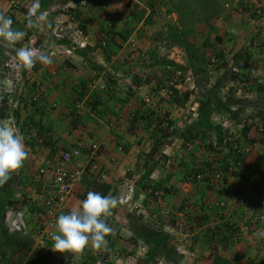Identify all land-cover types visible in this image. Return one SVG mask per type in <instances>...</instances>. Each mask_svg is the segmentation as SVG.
I'll use <instances>...</instances> for the list:
<instances>
[{"label": "rangeland", "instance_id": "1", "mask_svg": "<svg viewBox=\"0 0 264 264\" xmlns=\"http://www.w3.org/2000/svg\"><path fill=\"white\" fill-rule=\"evenodd\" d=\"M189 2H193V0H0V14L12 19L13 29L24 32V37L22 40L18 41L15 46L7 45L2 39H0V101H3V98H5V108L9 111L6 116L0 115V122L20 129L15 123L16 120L11 115L13 108L19 106L21 120L28 115H32L35 118V116L39 114L35 107L36 104L44 103L45 97L48 99L47 103L52 104L53 102L50 103L51 101H49L52 94L58 98L59 96L66 95L70 89H74L73 93L75 94L73 95L72 100L76 101V99H79L80 94L78 93V90L80 88V83L84 78L94 75L91 66L85 65L80 58H76L72 54L73 48L71 46H74V48H84L88 43L90 44V41L87 42L84 39L85 35L82 34L80 26H85L87 34L90 32L91 38L96 41L97 38L94 36V33H98L101 36V28L110 26L111 24L107 25L109 22L115 21L117 23L120 18L123 17L126 18L128 24L126 25L125 23L120 25V30L127 28L128 31H131V37L133 34L138 35V37L140 35L139 39L131 40V37H128L125 42L116 39V42L122 43L120 48H117L114 45L111 46L112 48L106 47V44L105 47H99L97 49L99 50L98 54L93 58L94 64L99 63V68L101 70V76L97 79L98 83L95 82V85L99 84L104 88V84L107 83L110 86V94L114 97L112 99H118V105H115L111 110L113 112L112 114L117 117L116 121H114V129L122 132L128 129L131 130L133 127L131 128L130 126H132L133 123L138 124L139 129L141 131L145 130L148 139L151 140L149 134L153 133L158 118L162 116L166 117L164 111L171 110V112L168 113L173 114L171 116L174 118L172 120L173 136L161 139L162 144L153 155L151 154L152 159H150V157L147 159L146 155L149 154V145L148 148H145L144 145L143 147L140 146V152L143 153L141 155L139 154V164H143L144 167V164L148 162L150 167L152 165L151 168L155 166L154 162L157 165L160 164L162 166V170L160 169L162 174L160 176L165 178L170 174L175 173V169L170 167L171 164L176 163L175 168L178 167V170L181 169L180 165L177 164L179 159H173L176 156H181L179 154L182 152L179 149L183 150L185 148L186 150L187 148L190 150L194 156L193 158L196 160L199 159L193 164H199L202 168L205 167L206 170L212 169L213 167L211 166L215 165V161H220L219 163L222 162L223 153L221 151H224V149L216 150L218 148L214 143H217V141H210L212 140L210 139L211 135L206 140V143L208 142L207 144H209L204 150L206 151V154L203 153L201 148L198 149L197 144L178 147L175 146V143H172L176 141L180 142L181 136L177 135L181 134L179 133L180 129L185 130L188 128L187 124H189L191 120L193 121L201 117L200 114L202 111L198 109V106H194L193 103L197 101V104L200 106L199 100L204 98L201 97L204 93H206L205 96L209 97L212 94L216 95L220 98V102L229 100L231 103L235 104L234 108H237L239 100L241 102L244 101V103H241L240 105L242 107H239L237 111V117L233 119L230 118L226 111L227 109L225 111H223L224 109L221 111L219 109L218 111H214V113L208 110L207 114L212 124H216L218 121L229 123L230 121L242 120L243 122L241 121V124H239L241 127L239 128L249 126V128L253 130L252 132H249V134H251L250 138H252L253 141L262 139L264 136H262L263 134L261 133L260 128H264V87H261L263 84L262 82H264V0H202V4L208 5H206V7H203V5L199 3L200 0H194L196 4L191 9L187 4ZM34 5L37 6V15L44 14L46 19L39 24L29 26L25 19L28 15L29 9L33 8ZM107 11L112 17L108 18L109 16L106 15L104 21H107L105 23L103 21L102 25L99 24L100 21L103 20V16ZM187 11L189 12L187 13ZM258 13H262L263 16L259 17ZM139 17L140 22L136 23L137 18ZM147 17H151L149 22H146ZM92 20L95 22L93 23L94 26H92ZM17 22H20L21 25L18 26ZM168 26H172L177 32L174 29H170L169 32ZM29 29L30 33L28 34ZM171 33H178L180 34L179 37L186 36L188 45L185 47L189 52L197 54V59L204 57L205 60L196 64L197 67L203 68L204 72L196 73L195 70L197 67L194 69L190 66V62H187L186 60L185 47H182L180 41H177L174 45H169L171 43V38H169ZM206 39L209 41V48L203 46ZM70 40H72V42ZM111 43L108 44V46L111 45ZM21 47L35 49L38 53H47L52 62L50 64H43L37 61L30 70L26 69L18 61L17 56H15L16 49ZM66 49L70 50L71 53ZM245 49H249L250 55L248 70L260 71L258 72L259 74H255L257 77L261 76L262 81L258 84L261 88L260 92H258L259 95L255 96V86H258L255 82L250 84V88L247 87V92L245 93L241 91V88L236 89L238 90L237 95L227 92L228 88L234 84L233 82L231 84L225 82L226 85L224 88L221 90L216 89V92H213L212 89L215 86L216 81L233 68L234 54L241 52V50L245 51ZM113 50L115 53L110 52ZM219 54H222V59L217 60L216 56ZM71 57L78 60V62L75 63L72 61ZM170 62H173L177 66L174 70L175 75L171 73L173 70ZM216 63L218 64L217 67ZM240 63H243V59H240ZM169 77L172 79L170 78L171 80H169ZM139 79L141 80V83L137 84V80ZM107 81H109V83ZM73 82L74 85H71ZM169 82H172V85L175 88H178L177 90L191 93L194 100H190V103L187 101L181 108L173 104L174 107L171 100L173 96L169 93V86H171ZM89 85L87 86V92L91 89ZM253 87L254 90H252ZM75 88L78 89L76 90ZM103 88L100 89L102 90ZM49 90L52 93H48ZM105 94H102L104 98L108 95ZM20 98L23 100L20 101ZM124 98H127L128 101L134 100L136 103H140L141 100H144L146 103L140 110L144 111L143 109L146 107L145 110L148 112L156 108L160 101L159 99H167V103H171H169V105L165 103V106H163L162 109L157 106L156 111L159 112L157 115L153 116L154 122L152 125L148 126L147 123L151 119L133 120L132 112L134 111L135 104L132 105L133 108L130 110L131 108H129V106L122 105L123 102L121 103V101ZM32 100L34 103H32ZM247 102L249 103L247 104ZM2 103L3 102H0V106H2ZM49 108L52 111L56 106L52 105ZM210 108L213 107L209 106L207 109ZM176 111H178L177 114ZM48 112H50V110H48ZM140 130L137 132L141 133ZM234 130L241 129L234 128ZM138 133H136L137 136ZM146 135H144V137H146ZM144 137L140 138V142ZM213 137H216L215 132L213 133ZM23 138L25 140L24 135ZM38 142L39 139L37 140V143ZM167 142H171L172 144L167 145V148L165 149V143ZM74 144H76V140L73 141V145ZM37 146L38 145H36V147ZM36 147L33 150L26 146L28 158L24 162L23 167L19 169L22 170L21 174L23 176L36 177L39 170L47 169L52 163V161H49V163L46 164L48 161L46 157H48V155L45 153V149L43 150ZM261 152H264V147L261 144H257V147L252 149V152L249 155L251 157L250 162ZM165 153H167V157L172 159L167 160V164L165 163L164 165L165 160L163 157ZM201 154H204V156L201 157ZM28 159L30 163L28 162ZM150 160H152L151 163H149ZM263 163L264 160L262 161V164ZM242 165L243 166L236 165L233 169V176H228L229 178H234L233 180H230V182H238L240 178L245 179V177L254 171L251 170L249 166H245V163ZM149 171L150 170H148V172ZM180 173L181 172H179V174ZM263 174L264 167H262V165L261 168L257 170L255 169V179L253 182L258 180L259 182L262 181V183H254V186L256 187H252L254 188V190H252L253 197L256 193L260 195L261 190L263 191V188H260L264 184ZM188 178L192 177L188 175ZM218 180V183L221 184L227 181L225 176H220ZM40 183L42 186H46L47 184V182L42 179ZM206 183L208 185H206ZM218 183L214 184L209 177H206L205 180H196L192 187L193 190L196 191L200 185L202 187L204 186L206 189L209 187V191L206 190L208 191L207 193L210 194L207 195V198L212 199L210 196L213 194L210 188H212L216 195H220L217 190L220 188L221 184L218 185ZM251 183H249V185ZM183 188L182 192L184 193L190 194V192H192L191 190L186 191L189 188L188 184ZM22 192V189H19L14 197L19 198ZM236 193H238V190ZM238 197L239 196L236 195L233 199L238 200L237 202H239L240 198ZM69 198L70 196L64 203L65 213H68L70 212L69 210H71L68 205ZM245 200L248 201L249 199L245 198ZM245 200L244 202L241 201V203L250 213L251 209L249 202ZM139 204L140 203L136 200H130L129 204H125L124 208L121 209L127 210L126 214H128V217L127 215L120 213L119 208L118 213L115 210L114 214L106 219V222L113 229V232L106 237V246L101 249H94L89 245L82 252L61 253L54 250V241L52 239L46 240L41 237H35L36 235L34 232L38 229L39 222L37 221V215L28 216V223L25 224L23 217L25 218V215L27 216L28 214H26L24 209L21 211L20 208L16 207L18 209L13 211L6 210L3 203V196L0 194V210H6L3 213V220L0 219V251L4 250L8 254V251L11 252L12 246L14 247V250L18 249L15 244L20 241V243L24 245L26 238L24 232L28 231L29 233L31 230H34L32 240L28 239V242L33 244L32 247L29 249L24 245L22 247V253H24V256L21 258L20 246L17 244L19 246V253L12 254V259H10L12 263L25 264L26 261L33 256V252L36 250L38 253L55 257L54 260H65L69 264H81L85 260L91 264H103L105 261L113 264H143V261L149 253L153 255L154 261H149L147 264H186L184 262H187V264H194L195 256L192 255L193 251H191L192 239L197 236L196 234H201L208 228L205 227V224L199 225L197 222V218L199 217L191 215L199 205L197 204L198 207L191 203L186 205L188 206L186 209L187 213H189L194 219H186L185 213V215L181 216V208L178 206L169 207V203L164 205V208L162 207V209L165 210V212H168V214L164 219L162 218L157 222L160 227L159 231L165 234L164 236H166V238L160 237L162 244L158 247V250H153L154 244L152 245L151 243H148L149 239L152 240L151 236L147 233L143 235V232L150 231L148 228L156 226V223L153 219H150L149 216L144 218L146 214L149 213H147L144 206L142 207V204L140 209L143 211L135 209L132 213L129 212L131 208ZM68 208L69 210H67ZM24 213L25 215L23 216ZM191 216L190 218H192ZM132 217L138 219H132ZM249 218L247 221H249ZM250 224L251 227H256L257 231H255L253 236H248L249 234H246L248 228H246L243 229L242 236L246 239L250 237L248 240L252 243L256 240H260L263 242L261 245L264 244V224L257 225L252 222ZM199 226L202 230H200ZM259 227L262 229L258 230ZM138 229L141 233L139 234V237L137 236ZM3 230L14 233V235H10L13 239L12 246L10 245V247L7 244L12 240L11 238L8 239L6 235H4L5 233H2ZM156 233L157 232L153 233V238H156ZM196 244L197 243H195V245ZM169 245L172 247L170 249V255L175 258L177 254V257L175 258L176 260L171 259L167 255L169 252ZM241 246L243 248L242 251H244V246L249 245ZM262 248H257V251H261ZM262 251L264 252V249ZM252 254L253 251L250 254L247 252V254L245 253L241 256L244 259H246V257L253 258ZM262 259H264V256L259 259L255 258L254 260H258V264H263L260 263L262 262ZM249 262L257 264V262L254 263L251 260H249ZM0 264L7 263L0 261ZM39 264H41V260L39 261Z\"/></svg>", "mask_w": 264, "mask_h": 264}, {"label": "crops", "instance_id": "2", "mask_svg": "<svg viewBox=\"0 0 264 264\" xmlns=\"http://www.w3.org/2000/svg\"><path fill=\"white\" fill-rule=\"evenodd\" d=\"M106 15L109 16L108 18L112 17L111 14L108 13L107 11L106 14H104L103 16V20H101L99 24L101 25L103 24V21ZM106 21H104V23ZM93 23L95 22L92 20V26H94ZM125 23L126 25L128 24V21L126 20V18H123V17L120 18V20L116 23V27L114 28V30L117 32H120V28H119L120 25L125 24ZM110 24L111 22L107 23V25H110ZM121 30H124V28ZM90 35L91 33L88 32V34H85L84 36V39L87 42L90 41V44L89 43L87 44V47L89 48H92L93 47L92 45H95L98 39L105 38V36L106 38L111 39L113 36V35H107V34H101L100 36L98 33H94V36L97 38V40L95 39L96 41H94ZM130 37L131 35L129 36V38ZM115 39H118V38L116 37ZM132 39H139V37L138 35L133 34L131 37V40ZM70 41L72 42V40ZM112 45L113 43H111V45H109L108 47H111ZM71 47L73 48L72 50L73 56L83 60L81 47L80 48H76V47L74 48V46H71ZM66 50L70 51L68 49ZM116 50L118 51L117 48ZM98 51L99 50H97V54H98ZM110 52L115 53L114 50ZM71 58H72V61H74L75 63L78 62V60H76L75 58L74 59L73 57ZM95 82L98 83L97 80ZM262 83L263 84L261 87H264V82ZM71 85H74V82ZM252 86H255V85H252ZM90 87L91 89L85 93L84 97L82 99H76V101L81 100L83 102L85 101L86 104L91 103L90 102L92 101L91 93L94 92L93 90L100 91L101 85L99 84L95 85L94 83ZM255 87H256L255 96H258L259 95L258 92H260L261 88L259 86H255ZM75 89L77 90L78 88H75ZM252 90H254V87L252 88ZM49 92L52 93L50 90L48 91V93ZM73 92H74V89H70V91H68L66 95L59 96L58 97L59 99L57 98V96L50 94L51 97L49 98V101H51L50 103L53 102L52 104L47 103L48 99H46L45 97L44 103H38L41 106L40 107L41 113L36 115L34 118L36 122H40L41 124L47 125L49 127V131L46 133V136L51 141V144L53 148L55 149V152L57 151V154L63 149L65 150L66 148L67 149L71 147L73 148L74 147L73 141L75 140H79L82 138L85 140L88 139V141L84 145V152L81 158H79L78 162H76L72 166V169H76V168L83 169V180H82V183L79 186H77L75 190L73 191V193L70 195L69 204H68L70 206V209L72 207H79L81 202L87 198V193L89 191L97 192L103 196H107L111 194L113 196H116L119 200H121L122 203H120L118 207L113 210V214L115 210L118 213V209L120 208V213L125 214L128 217V214H126L127 210L126 209L121 210L124 208L125 204H129L130 200H136L138 203H140V205L143 203L147 213H149L147 215L149 216L150 219H154L155 221H156V214L158 215V218L160 219L161 214L163 212L162 207L164 208V205L168 203H169V207H172V206L180 207L181 216H183V213L181 212L183 210L186 211V209L188 208V206H186L188 203H191L192 205H196V207H198L197 206L198 204L199 209L195 208V212H192L191 215H194L197 217L204 215V217L206 218V221H208L206 223L219 227L223 235H221L220 236L221 239L219 241H215L214 244L210 245L202 241L194 245L193 246L194 250H192L193 251L192 255L195 256L194 264H216L217 263V261H215L216 258L223 261V262L220 261V264H247V263H251L249 262V260L255 263L258 261V260L257 261L254 260L255 258L259 259L264 256V252L262 251L264 249V244L261 245V243H263L262 241L256 240L255 242L252 243L248 240L250 239V237L246 239L244 238V236H242L243 229L248 228L246 234L247 235L249 234L248 236L250 235L253 236L255 231H257V228L251 227L250 220L247 221L248 218L250 217V213L249 211H247L248 209H246L240 201L237 202L238 200L233 199L234 197H236L237 195L236 192L239 189L241 193H239L240 195L238 198H240V200L243 202L245 198H248L252 201L253 198L256 197L257 193L255 194L254 197L252 196V190H254V188L252 187L255 185L254 183L261 184L262 181L259 182L258 180H255L253 182V180L255 179L254 173H255V169L257 170L261 168V165L262 167H264V163L262 164V161L264 160V152L257 154L254 160H252L251 162H250L251 157L250 156L246 157L245 166L246 165L249 166V168L254 171L250 175L245 177V179L240 178L239 181L237 179L238 182H230V180L234 179V178H231L233 174L230 175L229 173H226V172L220 174L222 177L225 176V179L227 180L225 181V183L221 184V183H218L219 181L218 179H212L211 181L214 184H217V183L218 185L221 184L220 188H218L217 190L221 196L216 195L214 191L212 190V188H210L213 195L210 196L212 199H208L207 195H210L209 193H207L209 191L208 190L209 187L206 189L204 186L202 187L200 185L196 191V190H193V187H192L194 182L188 181V179L190 178H188L187 172L190 171V169L194 168L197 164L194 165L193 163H196V161L199 160V159L196 160L195 158H191V156L193 155L188 148L187 150L186 148L183 150L179 149L182 152L179 154L181 155L180 157L174 156L175 158L173 160L179 159L178 160L179 162H177V164L180 165L181 169L179 168L180 170H178V167L175 168L176 163L171 164L170 167L172 169H175V173L170 174L169 176L165 178H162L160 176L162 174V171H160V169L162 170V166L160 164L157 165L153 161L155 164L153 168H151L152 165L151 167L149 166L148 162L144 164V167H143V164H139V161H140V159H138L139 154L141 155L143 153V152L142 153L140 152V146L143 147L144 145L145 148H148V145H149L150 148L148 151L150 152L152 145L154 143L152 139L151 140L148 139L146 135L147 132L145 130L141 131L139 129V125L134 124V123L132 124V126H130L131 128L133 127L131 130L128 129V130H124L120 132L114 129V121H116L117 117H115L114 114H112L113 112L111 110L113 109L115 105H118L117 99H116L117 101L115 99H112V100L106 99L104 103L102 102L103 104L101 103L102 105L97 106L96 109H93L94 108L93 105L89 104L86 107V110L84 109L83 111L76 112L78 115H76V118H73L72 116L70 117V110L73 107V101H74L72 100V97L75 94ZM205 94L206 93H204V95H201V97H204V98H202V100L200 99L199 102L208 103L218 98L216 96L214 98H211L210 100L209 96H205ZM187 96H188L187 101L189 103H190V100H194L191 93L188 92ZM194 98H195V95H194ZM167 102L168 100L165 99L164 101H162L159 107H161L162 109L163 106H165V103ZM134 104H135L134 106V110H135L140 104L139 102L136 103L134 100H130V101H127L126 103H122L123 106H129V108H131L130 110H132L133 108L132 105ZM167 104L169 105V103ZM52 105L56 106V108L53 109L54 111L53 110L51 111V109L49 108ZM193 105L198 106V109H199V104H197V101H195ZM145 109L146 107H144L143 109L144 111L140 110L139 116H142V115L143 116L142 118L139 117V120H144L145 116L148 114V111H146ZM48 110H50V112H48ZM98 110H101V112L103 111L105 113L100 115V113H97ZM208 110L209 109L206 108L204 112L202 111V113L200 114L201 117H199V119H196L193 121L191 120L189 124H187L188 128H186L185 130H182V129L179 130V133H181L182 135H184L185 133H187V131H189L190 134L197 135L199 139H197L194 142H190L186 140L187 141L186 142L185 140H183V136H181V134H177L178 136L179 135L181 136L180 142L176 141L172 143H175V146H178V147L184 146V145H185L184 147H186V145L197 144L198 149L201 148L203 153L206 154V151L204 150L208 144L206 143V141L202 142L203 140L201 139V137H205L206 139L207 134L208 133L213 134L215 132L214 127H217V125L212 124L210 122L209 116L207 114ZM164 112H165L164 113L165 116L169 118L171 121L174 119L171 116L173 114L168 113V112H171V110L170 111L166 110ZM177 112L178 111H176V114ZM74 119H77L75 122L76 123L75 127H73L72 121H71ZM149 119L153 121V117ZM239 127H240L239 123H237L236 121H233L232 130L234 128L240 129ZM139 130L141 131V133L137 132ZM169 131L172 132L173 131L172 128ZM252 131L253 130H251L250 128L249 132H252ZM136 133H138V136L136 135ZM144 135H146V137H144ZM150 135L151 134H149V136ZM250 135L251 134H249V136ZM170 136H173V134H171ZM141 137H144V139L140 142ZM39 142H41V139H39ZM92 142L99 144V150L94 160H90L88 149H87L88 148L87 145ZM172 143L171 142L165 143V149L167 148V145H170ZM40 148L43 150L45 149V153H47V155L50 152L49 146L43 145ZM204 154H201V157H203ZM146 155L148 156V154ZM166 155L167 153H165L164 158H163L165 160L164 165L165 163L167 164V160L172 159V158L167 157ZM228 157H229L228 159L231 160V156H228ZM258 158H260L259 162H258ZM46 159L48 160L46 164H48L49 161H51L50 160L51 158H49V155H48ZM28 162L30 163L29 159H28ZM93 162L98 165V168L94 169L93 167H91V164ZM151 162L152 160L149 161V163ZM219 165L215 167L217 168ZM211 167L214 168L213 165ZM212 169H209L210 171L207 170L208 175L213 173ZM148 170L150 171L148 172ZM179 172L181 173L179 174ZM229 175L231 176L230 178L228 177ZM148 182L152 185L156 184L157 187H159L157 184H160L163 186L164 189L169 191L167 192L162 189L160 190V194L163 193L162 201H164V203L162 205L157 204L156 200H150L151 198H148L149 197L147 194L148 192H147V189L145 188L146 183H147V186L150 185L148 184ZM249 183L251 184L249 185ZM187 184L189 188L186 191L191 190L192 192H190V194L182 192L184 189L183 187ZM206 185L208 184L206 183ZM263 187L264 186H261L260 188H263ZM148 201H150V203ZM219 201L227 202V205L223 209L215 207L213 204ZM247 202H249V200ZM249 205L250 207L252 206L251 202H249ZM257 209H259V207ZM67 210H69V208ZM248 213H249V216H248ZM25 217L27 218L26 215ZM110 217H107L106 219ZM261 229L262 228L260 227L258 228V230H261ZM237 235H240L242 237L237 236ZM243 239H246V240H243ZM241 245L243 246L249 245V246H244V251H242L243 248ZM259 247L260 248L263 247L261 251L260 250L257 251V248ZM13 249L14 247L12 248V251H14ZM240 251H241V254H240ZM252 251H253V254H252L253 258H248V257H246V259L242 258L241 255L245 253L247 254V252H249L250 254ZM184 263L187 264V262H184ZM260 263L264 264V259H262V262Z\"/></svg>", "mask_w": 264, "mask_h": 264}, {"label": "trees", "instance_id": "3", "mask_svg": "<svg viewBox=\"0 0 264 264\" xmlns=\"http://www.w3.org/2000/svg\"><path fill=\"white\" fill-rule=\"evenodd\" d=\"M189 1H191V0H189ZM201 1L202 0H200V2H199L200 4H202ZM186 2H188V1H186ZM187 4L190 6V9H191V8H193L195 6L196 3L193 0V2H189ZM202 5H203V7H206L207 4H202ZM179 10H180V8H179ZM179 10H178V12H179ZM188 12L189 11H187V13ZM24 13H27V12H24ZM258 15H259V17L263 16L262 13H258ZM150 19H151V17H147L146 18V22H149ZM25 20L27 21V17H26ZM138 22H140V17L137 18V22L136 23H138ZM17 25L18 26L21 25L20 22H17ZM115 27H116V22L114 21V22H111L110 26H105L104 28H101L102 34L113 35L111 39H108L105 36V38H100L99 40H97V42L95 43V45L92 48H89L87 46H84V48L83 47L81 48L82 55H83V60L82 59L81 60L83 61V63L85 65L91 66V68L94 71V75L89 76L87 78H84V80H82V82L80 83V88L78 90V93L80 94L79 99H81L85 95V93L87 92L88 84H90L89 86H91L101 76V74H100L101 70L99 68L100 65H99V63L94 64V60H93V58L97 55V49L99 47L100 48L105 47L106 44H107L106 47H108V44L110 42H112L115 47L120 48L122 43L121 42L120 43L116 42L115 38L117 37L118 39L122 40V42H125L127 40V38L129 37V35L131 34V31L130 30L128 31L127 28H124V30H120V32H117V31L114 30ZM80 29H81V32H82L83 35L87 34L85 26H80ZM103 29H104V31H103ZM168 29H169V32H170V29L172 30L174 28L172 26H168ZM175 31L177 32V30H175ZM29 33H30V29L28 30V34ZM179 36H180V34H178V33H175V34L171 33L170 36H169V38H171L170 39L171 43L169 45H174V43H177V41H180L183 48L185 46H187L188 45V41L186 39V36L185 37L184 36L183 37H179ZM139 37H140V35H139ZM203 46L206 47V48L210 47L208 39H206L204 41ZM184 49H185V52H186V60H187V62H190L189 64H190V66L192 68L195 69V67H197L196 64H199L203 60H205L204 57L201 58V59H197V54L189 52V50L186 47ZM221 55L222 54L217 55L216 59L217 60L222 59ZM15 56H16V53H15ZM240 59H243V63H240ZM249 61H250L249 49H245V51L241 50V52H238L237 54H234V60H233V65L234 66H233V68L230 69L229 72L225 73L222 76V78H220V79H218L216 81V84L213 87L212 91L216 92V89L217 90H221L222 88H224V86L226 85L225 82L230 83V84L233 82L235 84V85L234 84L231 85L230 88H228L227 92H229V93L237 95L238 94V92H237L238 90H236V89H238V88H241L243 91H247V89H246L247 88V82H248V77L250 75V71L248 70ZM170 65L172 66V70H173V72H171V73L173 75H175L174 70L176 69L177 66L173 62H170ZM217 66H218V64L216 63V67ZM195 71H196V73H200V72H204V69L201 68V67H197ZM170 78L171 77H169V80L172 79V78L171 79ZM107 82L109 83V81H107ZM137 82L136 83L139 84V83H141V80L139 79V80H137ZM169 83H171V86H169V89H170L169 93H170V95L173 96L172 99H171L172 100V105L174 104V105H176L178 107H182L184 105V103H186V101L188 100L187 93L177 90L172 85V82H169ZM109 87L110 86L107 83H105L104 84V88L102 90L94 91V93L91 95L92 101H90L91 103H89V104L93 105V107H94L93 109H96L97 106H101L106 99H111L112 100V98H114L110 94L111 90H109ZM105 93L108 94L106 96V98H104L102 96V94H105ZM214 97H216V95L212 94V95H210L209 98L211 100V98H214ZM1 98H3V97H1ZM219 99L220 98H216L214 101H210V103L209 102L208 103L207 102H200L199 110L204 112V110L206 108H209V106L213 107V108L209 109V111H211V112H214L216 110L218 111L219 109H220V111L222 109H224L223 111H225L227 109L226 111L229 114L230 118L231 119L236 118L237 114H238L237 111H238L239 107H242L240 105H241V103H244V101L241 102L239 100V103H237V108H234L235 104L231 103L229 100H224L225 102L224 101L220 102ZM21 100H23V99L20 98V101ZM127 101H128L127 98H124L122 100L123 103H126ZM162 101H164L163 98H162V100H160L158 102L157 106H160ZM0 102H3L2 106H0V115H3V116L5 115L6 116L9 111H7L6 108H5V104H6L5 98H3V101H0ZM32 103H34L33 100H32ZM145 103L146 102L144 100H141L140 104L138 105V107L132 112L133 120H139V117L142 118V116H139V112H140V109L145 105ZM169 103H171V102H169ZM248 103L249 102H247V104ZM251 103H253V102H251ZM89 104H86L85 101L83 102L81 100L73 101V107L70 110V117L72 116L73 118H76V115H78L76 112L83 111L85 109V107H87ZM78 105H80V107H78ZM157 106H156V108H154V109H152V110H150L148 112V114L145 116V119H149V118H151V117H153V116L158 114V112L156 111ZM35 107L38 110V112L41 113L40 112V107L41 106L39 104H36ZM90 109H91V107H90ZM11 112H12V114H11L12 117L16 120L15 123L18 125V127H20L19 130H20L21 134L24 135V137H25V140H24L25 145L28 148H31L33 150L36 147V145H38L37 147H39V148L41 146H43V145L44 146H49L50 152L48 153V155H49V158H51L50 160L53 162L55 160L56 156H57V151L55 152V149L53 148V146L51 144V141L46 136V133L49 131V127L47 125L41 124L40 122H36L32 115H28L23 120H21V117H20L21 113L19 111V106H16L15 108H13V110ZM97 113H100V115H102L105 112H103V111L101 112V110H98ZM249 117H251V116H249ZM76 120L77 119L71 120L73 127L76 126V123H75ZM235 121L237 123L241 124L242 120H235ZM153 122H154V120L153 121L150 120L147 123L148 126L152 125ZM172 124H173L172 121L169 118H167V117L162 116V117L158 118L157 125L154 127V132L150 135V138L153 140L154 143L152 145V148H151L147 158L150 157L152 159V155L154 154V152L156 150H158L159 146L162 144L161 143V139H166L168 136H170L172 134V132L169 131L172 128ZM214 129H215V133H216V137L214 139L217 140L219 145L222 143V141L224 139H226V138L230 139V138L233 137V135L231 134L232 133L231 132L232 131L231 127H227L226 129H222L221 127L217 126V127H214ZM249 129H250L249 126H244L241 129V135L243 137L247 136V134L249 132ZM181 136H183V140H188L190 142H194L197 139H199L197 135H192V134L189 133V131H187V133H185L184 135L181 134ZM207 138H208V135L206 136V139H205V137H201V139L203 140L202 142L206 141ZM38 139H41V142L37 143ZM233 142L238 144L237 139L234 140ZM228 144H230V141H228ZM74 147H75V145H74ZM71 148H68V149H71ZM68 149H65V150H68ZM98 150H99V148H98ZM80 151L83 154L84 148H81ZM227 152H228V154H227ZM88 153H89V151H88ZM229 154H232V156H233L234 152H233L232 149H230V151L229 150L223 151V160L221 162L223 164L219 163L220 161L219 162L215 161L214 168L212 169V172L214 174H219L220 175V174L224 173L227 170V168L229 166V163H227L228 160H229L228 159L229 158L228 157ZM191 158H193V156H191ZM242 160H244V159L242 158ZM259 161H260V158H258V162ZM218 164H220V165L216 168L215 166H217ZM39 171H38V175L36 177L23 176L21 174L22 170L17 171V172H20V173H16V172H15L16 174L13 173L14 175L13 174L11 175V178L8 180V182L6 184H4L3 186H0V194H2V196H3V203H4L5 207H6L5 208L6 210L13 211V210H16V209L20 208V210L22 211L24 209L26 214H28L27 218L23 217L25 224L28 223V220H27V219H29L28 216L37 215L38 216L37 217V221H39L38 222V227H39V230L42 232L43 229L45 228V225L42 224V223H45V219L47 220V218H46L47 215H46V212H45V205H44V203H45L44 202V199H45L44 198V196H45L44 193H45V189H47L46 188L47 186H42V184L40 183L41 179L42 180H44V179L41 176V174H39ZM198 172H202V171L200 169H195V168L190 169V171L187 172V176L188 175L189 176H191V175L193 176L194 175V177L188 179V181L196 182L195 177L197 176ZM13 176H14V178H13ZM148 184H150V183L148 182ZM157 185L159 187H157L156 184L155 185L150 184V185L147 186V183H146L145 188L147 189V192H148L147 193L148 196H149L148 198H151L150 200H156L157 202H159L161 200V198L159 197L160 190L162 189V190L167 191V192H169V191L164 189L162 185H160V184H157ZM19 189H22V191H23L22 194H20L19 198L18 197H14L18 193ZM30 195H32L33 198ZM258 200H259L258 196L254 197L252 201L249 199V202H251V205H252V211L256 210L257 206L259 207V201ZM16 207H18V208H16ZM5 209L4 210H0V219H2V220L4 218L3 213H4V211H6ZM62 213H65V212H62ZM182 213H183V215L186 214L185 215L186 219H192V218H190V216H189L190 214L187 213V211L183 210ZM24 214H23V216H24ZM60 214H61V212L55 214L54 223H56V220H57V218H58V216ZM132 219H138V218H135V217L133 218L132 217ZM198 220H200L199 221V225H203L206 222H208V221H206V218L204 217V215L200 216L198 218ZM39 230L38 229L35 230V232H34L35 235H36L35 237H40L39 235H40L41 232ZM200 230H202L201 227H200ZM33 231L31 230L29 233H28V231L24 232L25 235H26L24 245L27 246L29 249L32 247L33 244L31 242H28V239L32 240V238L34 236ZM2 233H5L4 235H6V237L8 239L11 238L10 235H14V233H11V232H9L7 230H3ZM145 233H147L149 236H151L152 240L149 239L148 243L149 244L151 243L152 245L154 244L153 250H155V249L158 250V247L162 244V241H161L160 237L166 238V236H164L165 234H163L161 232H157L156 233V238H153V231L152 230L143 232V235ZM139 234H141V233H140V230L138 229V234H137L138 237L140 236ZM196 235L197 236H195L192 239L191 251L193 250V246L195 245V243L203 241V242L208 243V244L211 245V244H214L215 241H219L221 239L220 236L223 235V234H222L221 229L216 226L213 229L208 227L203 233L196 234ZM11 240L12 241L8 242V244L5 241L4 242L10 247V245L12 246V243H13V239L12 238H11ZM134 241H135V239H134ZM17 244H19V246H20V255H21V258H22L24 256V253H22V247L24 245L22 243H20V241H18ZM17 244H15V245H16V247L18 249H15V250L13 249L14 251L11 250V252L8 251V254L4 250L0 251V261L1 262L7 263V264H14V263L11 262L10 259H12V254L13 253H17V252L19 253V246ZM12 248H13V246H12ZM167 255L169 256V254H167ZM54 258L55 257H50L47 254L38 253L35 250L33 252V256L31 258H29L26 261L25 264H39L40 260H41V264H69L65 260L64 261H62V260L57 261V260H54ZM93 260L95 261L94 258H93ZM149 261H154V257L150 253L148 254V256H146L145 260L143 261V264H147V263H149ZM215 261H217V263L220 264V261H222V260L216 258ZM104 263L105 264H113V263L106 262V261ZM81 264H91V263H89L88 261L85 260Z\"/></svg>", "mask_w": 264, "mask_h": 264}, {"label": "clouds", "instance_id": "4", "mask_svg": "<svg viewBox=\"0 0 264 264\" xmlns=\"http://www.w3.org/2000/svg\"><path fill=\"white\" fill-rule=\"evenodd\" d=\"M36 7L37 6L34 5L33 8L29 9V12L27 15V22L29 26H34L35 24H39L40 22H43L46 19L44 14L37 15ZM12 25H13V21L10 17H6L5 15L0 14V39H2L7 45L15 46V44L18 41L22 40V38L24 37V32L13 29ZM16 56L18 58V61L21 63V65L24 68L29 69V70L35 65L37 61L43 64H50L52 62L50 56L47 53H43V52L38 53L37 50L32 49V48H25V47L18 48L16 49ZM258 72L259 71H256V73ZM257 78L261 79V76ZM248 80H249V77H248ZM242 92L245 93L247 91L242 90ZM225 124L228 125L227 127L232 128L233 121H230L229 123H222L221 121L220 122L218 121V123H216L215 125L222 127L224 129L223 126ZM260 130H261V133L263 134L262 136H264V128H260ZM207 135L208 137L211 135L210 139L212 140L210 141L216 140L214 139L215 137H213V134L208 133ZM247 136L250 137L249 132ZM250 142H253L252 138ZM254 142H255V146H253L252 149L256 148L257 144L258 145L261 144L264 147V137ZM217 143H214V144H217ZM230 149L232 148L228 146V148L225 149L224 151H227V150L230 151ZM252 149L250 153L252 152ZM221 152L223 153V151ZM233 152H234L233 156L232 154H229L232 160H228L227 163H229V166L227 170L225 171L226 173H229L230 175L233 174V169L236 167V165L243 166L242 164L245 163L246 157L250 155V153H248V154L243 155L241 158L239 157L238 159L241 160V164H237L236 160H237L238 155L236 154L234 150ZM27 158H28V152L26 150L24 138L20 130L16 127L9 126L6 123L0 122V186H3L4 184H6L8 180L11 178V175L23 167L24 162L27 160ZM242 158L244 160H242ZM194 168L200 169L202 171V172H198L197 176L199 174H204V176L200 179H198L196 176L195 177L196 180H201V179L205 180V178L209 176L211 180L216 179L215 178L216 174L212 173L208 175L207 170L205 168H202L201 165L198 164ZM220 176L221 175H219V177ZM191 177L193 178L194 175L193 176L191 175ZM239 193H241L240 189L238 190L237 196L240 195ZM261 194H264V187H263V191L261 190L260 192V195ZM162 195L163 193L159 194V197L161 198V200L157 202V204L162 205L164 203V201H162ZM260 195L256 194V197L258 196V199H259ZM148 202L150 203V201ZM120 203H122V201L119 200L116 196H113L111 194L107 196H103L97 192L89 191L87 193V198L81 202L79 207H73L71 208L70 212L61 213L58 216L56 223H55L56 231L51 235V239L54 241V244H53L54 250L57 252H61V253H65V252L76 253V252H82L89 245H91V247L94 249H101L102 247L106 246L107 245L106 237L113 232L112 227H110L109 224L106 222V218L110 217L113 214V210L116 209ZM224 203L226 206L227 202H224ZM128 206H131V205H128ZM140 206H141L140 204L135 205L133 208H131L129 212L132 213L133 210L140 209ZM143 206L144 205L142 203V207ZM224 207H222L221 209H223ZM257 208L258 206L256 207V210L252 211V206L250 207L251 212H250L249 220H250V223L252 222L257 225L258 224L262 225L264 224V220L263 221L258 220L256 218V214L257 213L264 214V209L261 208L260 205H259V209ZM139 211H142V210L140 209ZM162 211L163 212L161 214L160 219L158 218L157 214H156V221L153 219V221L156 223V226H151L148 228V230H152L153 233L160 232L159 223L157 221L161 220L162 218L164 219V217L168 214V212H165V210H162ZM146 217H148L147 214L144 218ZM197 222L199 223L198 220ZM205 227L206 228L209 227L213 229L216 226L205 223ZM168 247H169L168 257H170L171 259H175L174 257H172V255H170L171 254L170 249L172 247L170 245ZM175 257H177V254Z\"/></svg>", "mask_w": 264, "mask_h": 264}, {"label": "built area", "instance_id": "5", "mask_svg": "<svg viewBox=\"0 0 264 264\" xmlns=\"http://www.w3.org/2000/svg\"><path fill=\"white\" fill-rule=\"evenodd\" d=\"M173 51V50H172ZM172 53V52H171ZM8 67V66H7ZM7 70V68L5 67ZM255 70H250V76L249 80L247 82V87L252 84V82H255L257 85L261 83V79H258L255 75ZM171 85V83H170ZM103 88V87H100ZM247 89V88H246ZM80 107V105H78ZM227 124H225L223 127L224 129L227 128ZM241 127V126H240ZM242 129V128H240ZM234 131V132H233ZM240 131V130H239ZM233 137L232 138H226L222 141V143L219 145V143L216 144L217 150L223 148L224 150L228 148H232L236 154L238 155L237 159L242 157L245 154L250 153L253 146H255V142H250L251 138L242 136L241 132H237V130L231 131ZM237 139L238 144L234 143L233 141ZM239 140V141H238ZM88 141V139H79L76 140L75 147L68 149V150H62L60 151L55 160L51 163L47 169H41L39 171V174L43 177V179L47 182L45 189V196H44V205H45V212L47 215V220L45 219V223H42L45 225V228L40 233V237L44 239H51V235L55 232V214L59 212L65 211V200L73 193V190L82 182L83 178V169L82 168H76L72 169V166L78 162V159L81 158L82 153L80 151L81 148H84L85 143ZM228 141H230V144H228ZM88 151H89V158L90 160H94L96 157L99 144L92 142L87 145ZM236 158V157H235ZM237 164H241V160H237ZM91 167L94 169L98 168V165L96 163H92ZM204 174H199L197 176L198 179L202 178ZM210 178V176H209ZM215 178H219V175L216 174ZM215 206L217 207H224V202H215ZM259 205L261 208L264 209V194H261L259 197ZM256 218L260 221L264 220V214L257 213ZM46 236V237H45Z\"/></svg>", "mask_w": 264, "mask_h": 264}]
</instances>
